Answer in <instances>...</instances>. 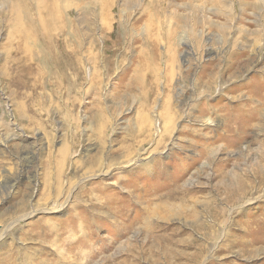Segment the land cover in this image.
<instances>
[{"label": "rangeland", "instance_id": "1", "mask_svg": "<svg viewBox=\"0 0 264 264\" xmlns=\"http://www.w3.org/2000/svg\"><path fill=\"white\" fill-rule=\"evenodd\" d=\"M0 264H264V0H0Z\"/></svg>", "mask_w": 264, "mask_h": 264}, {"label": "bare ground", "instance_id": "2", "mask_svg": "<svg viewBox=\"0 0 264 264\" xmlns=\"http://www.w3.org/2000/svg\"><path fill=\"white\" fill-rule=\"evenodd\" d=\"M54 3V2H53ZM56 8V4H51L50 5V7L48 8V10H47V14H46V18L47 19H45L44 20V23L43 24H41V27L43 28V29H45L46 31H48V30H51V29H54V25H55V14H54V9ZM47 9V8H46ZM57 27V26H56ZM48 33V32H47ZM51 35V34H50ZM61 41V43H62V40H59V42ZM63 41H64V39H63ZM26 42V41H25ZM65 42V41H64ZM33 43V42H32ZM65 46V45H64ZM23 49V48H22ZM28 49V48H27ZM39 52H40V50H39ZM42 52V51H41ZM34 53V52H33ZM35 54V53H34ZM47 54V53H46ZM35 55H37V54H35ZM42 56V55H41ZM40 57V56H39ZM31 58V57H30ZM47 59H48V57H46ZM40 60L41 61H43V62H41V63H43V64H45L47 61L46 60H44L43 58H41L40 57ZM51 62V61H50ZM40 63V64H41ZM48 63V62H47ZM50 64V63H49ZM48 65V64H47ZM29 153V152H28ZM60 155H61V157L63 158L64 157V151H62L61 153H60ZM28 160V159H27ZM62 161V160H61ZM55 164L57 165V166H60V163L59 162H55ZM59 177H60V173L57 171V173H55L54 174V183L56 184V186H55V188L57 187V190L59 191L60 190V186L58 185V183H60L59 182ZM50 178V174H46V175H43V185H44V187H43V193H45V191H46V189H47V187L50 185V183L51 182H49V179ZM10 179V178H9ZM84 189V188H83ZM82 189V190H83ZM57 191V192H58ZM81 191V190H80ZM79 191V192H80ZM80 194V193H79ZM85 194H88V193H85ZM79 196H77V198H78ZM44 199H46V198H44ZM77 202V201H76ZM60 208L61 207H57V209H59L60 210ZM92 214V213H91ZM93 215H94V213H93ZM88 223V222H87Z\"/></svg>", "mask_w": 264, "mask_h": 264}]
</instances>
